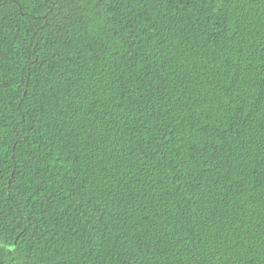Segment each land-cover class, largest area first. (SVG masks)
Returning a JSON list of instances; mask_svg holds the SVG:
<instances>
[{"label":"trees","instance_id":"16d2710c","mask_svg":"<svg viewBox=\"0 0 264 264\" xmlns=\"http://www.w3.org/2000/svg\"><path fill=\"white\" fill-rule=\"evenodd\" d=\"M0 264H264V0H0Z\"/></svg>","mask_w":264,"mask_h":264}]
</instances>
